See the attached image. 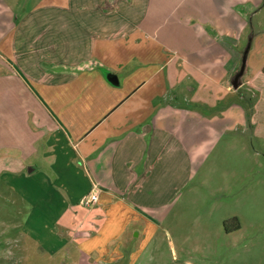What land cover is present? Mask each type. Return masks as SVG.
Here are the masks:
<instances>
[{
    "label": "crops",
    "instance_id": "0c3cea01",
    "mask_svg": "<svg viewBox=\"0 0 264 264\" xmlns=\"http://www.w3.org/2000/svg\"><path fill=\"white\" fill-rule=\"evenodd\" d=\"M235 132L264 146V0H0V180L67 155L60 171L87 180L54 218L69 241L34 237L32 264H61L63 246L116 263L122 210L169 204ZM0 244L1 264L24 262Z\"/></svg>",
    "mask_w": 264,
    "mask_h": 264
},
{
    "label": "rangeland",
    "instance_id": "374dc122",
    "mask_svg": "<svg viewBox=\"0 0 264 264\" xmlns=\"http://www.w3.org/2000/svg\"><path fill=\"white\" fill-rule=\"evenodd\" d=\"M236 137L239 132L230 134L227 143L218 147L223 155L214 162L210 157L169 204L153 205L154 209L146 213L140 209L132 214L122 210L125 234L118 261L113 264H264V188H256L257 184L264 186V146L258 147L250 137L236 142ZM254 145L256 149L252 150ZM245 150L259 151L261 156L245 157ZM69 157L54 158L57 164L53 168L52 159L42 157V172L25 181L3 174L0 224L1 220L7 222V231L0 242L6 244L4 260L22 256V264H32L38 245L34 237L47 248L69 241L54 218L62 212L65 201L87 189V180L81 173L74 169L72 173L60 171L68 167ZM8 181L17 188L5 186ZM22 228L25 237L21 236ZM71 246L76 247L68 245ZM57 261L85 264L69 254L66 246L61 247Z\"/></svg>",
    "mask_w": 264,
    "mask_h": 264
},
{
    "label": "water",
    "instance_id": "95a60500",
    "mask_svg": "<svg viewBox=\"0 0 264 264\" xmlns=\"http://www.w3.org/2000/svg\"><path fill=\"white\" fill-rule=\"evenodd\" d=\"M250 46H251V39L249 40L247 47L244 50L242 66H241L240 70L234 75L233 80H232V84L235 88H238L242 84L241 78L245 72L246 59H247V55H248Z\"/></svg>",
    "mask_w": 264,
    "mask_h": 264
},
{
    "label": "built area",
    "instance_id": "2783aa9c",
    "mask_svg": "<svg viewBox=\"0 0 264 264\" xmlns=\"http://www.w3.org/2000/svg\"><path fill=\"white\" fill-rule=\"evenodd\" d=\"M98 200V196H97V193H91L89 194L88 196H85L83 199H82V203L84 205H92L94 204L96 201Z\"/></svg>",
    "mask_w": 264,
    "mask_h": 264
},
{
    "label": "trees",
    "instance_id": "16d2710c",
    "mask_svg": "<svg viewBox=\"0 0 264 264\" xmlns=\"http://www.w3.org/2000/svg\"><path fill=\"white\" fill-rule=\"evenodd\" d=\"M239 226H237L236 228H238Z\"/></svg>",
    "mask_w": 264,
    "mask_h": 264
}]
</instances>
